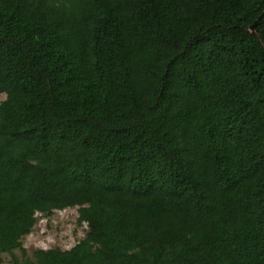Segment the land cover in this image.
Returning a JSON list of instances; mask_svg holds the SVG:
<instances>
[{"label": "trees", "instance_id": "obj_1", "mask_svg": "<svg viewBox=\"0 0 264 264\" xmlns=\"http://www.w3.org/2000/svg\"><path fill=\"white\" fill-rule=\"evenodd\" d=\"M2 94L0 264H264V0H0Z\"/></svg>", "mask_w": 264, "mask_h": 264}, {"label": "rangeland", "instance_id": "obj_2", "mask_svg": "<svg viewBox=\"0 0 264 264\" xmlns=\"http://www.w3.org/2000/svg\"><path fill=\"white\" fill-rule=\"evenodd\" d=\"M6 99V94L0 95V102ZM38 221L33 231L26 235L23 247L31 254L35 249L55 248L69 249L82 240L88 231V224L78 221L79 208L69 207L55 210L51 214H37ZM22 250L16 249L15 254L22 258ZM3 264H12V256L4 254Z\"/></svg>", "mask_w": 264, "mask_h": 264}, {"label": "water", "instance_id": "obj_3", "mask_svg": "<svg viewBox=\"0 0 264 264\" xmlns=\"http://www.w3.org/2000/svg\"><path fill=\"white\" fill-rule=\"evenodd\" d=\"M257 24V23H256ZM256 24L252 26V31L255 33Z\"/></svg>", "mask_w": 264, "mask_h": 264}]
</instances>
